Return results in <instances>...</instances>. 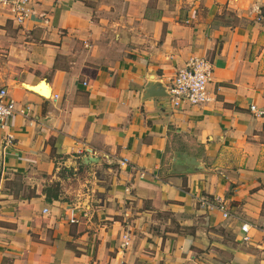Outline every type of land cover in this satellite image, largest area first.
Wrapping results in <instances>:
<instances>
[{"label":"crops","instance_id":"crops-1","mask_svg":"<svg viewBox=\"0 0 264 264\" xmlns=\"http://www.w3.org/2000/svg\"><path fill=\"white\" fill-rule=\"evenodd\" d=\"M31 5L23 24L0 12V88L26 109L0 129V264H264V0ZM194 56L212 101L147 96ZM78 163L99 190L48 201Z\"/></svg>","mask_w":264,"mask_h":264},{"label":"built area","instance_id":"built-area-1","mask_svg":"<svg viewBox=\"0 0 264 264\" xmlns=\"http://www.w3.org/2000/svg\"><path fill=\"white\" fill-rule=\"evenodd\" d=\"M3 8H8L14 15L19 24H23L35 10L31 5V0H0V12ZM214 64L206 56H194L187 63L179 68L177 72L169 78L166 83L168 98L174 108L182 107L185 104L199 105L208 103L214 99V95L209 89L212 80ZM58 97V94L55 95ZM251 109L259 116H264V110L259 109L255 104ZM25 108H17L16 100L10 96L6 87L0 88V129H6L10 126L13 116L17 112H25ZM9 136V135H8ZM123 163H125L123 161ZM143 175V172L141 173ZM203 204L209 209H219L223 212L224 217L230 216L225 199L222 196H216L213 199L203 201ZM78 206L67 207L65 210L70 222H77L78 219L74 213ZM45 211H49L45 208ZM249 223L242 224L244 232L243 239H249ZM122 247L130 245V232H125L122 236Z\"/></svg>","mask_w":264,"mask_h":264},{"label":"rangeland","instance_id":"rangeland-1","mask_svg":"<svg viewBox=\"0 0 264 264\" xmlns=\"http://www.w3.org/2000/svg\"><path fill=\"white\" fill-rule=\"evenodd\" d=\"M95 171V172H94ZM102 172V170L100 171ZM58 177L53 182L59 183V193H60V199H67L68 201L71 199L69 198V193L73 194V197L78 198L77 196H82L81 194L89 192L91 190L94 192L95 190H99V187L94 186V184L100 183L99 180L94 179V176L97 171L93 170V173H91V170H85L79 163L76 165L69 164V165H59V169L57 170ZM98 175V174H97ZM102 177L101 180L103 181V185L107 186L108 180L105 178L107 176V170L104 169V174H101ZM99 177V175H98ZM104 177V178H103ZM99 179V178H98ZM105 180V182H104ZM51 182L50 184H52ZM50 184H47L49 186ZM27 184L25 182L21 181H15L14 187H25ZM46 186V187H47ZM28 193V191L24 190V194ZM72 203V200L71 202ZM71 205V204H70ZM75 206V203L72 204Z\"/></svg>","mask_w":264,"mask_h":264},{"label":"water","instance_id":"water-1","mask_svg":"<svg viewBox=\"0 0 264 264\" xmlns=\"http://www.w3.org/2000/svg\"><path fill=\"white\" fill-rule=\"evenodd\" d=\"M37 87V86H34ZM147 96H168V92L166 90V85L161 82H150L147 86ZM84 160L86 161H93L91 157H85Z\"/></svg>","mask_w":264,"mask_h":264},{"label":"trees","instance_id":"trees-1","mask_svg":"<svg viewBox=\"0 0 264 264\" xmlns=\"http://www.w3.org/2000/svg\"><path fill=\"white\" fill-rule=\"evenodd\" d=\"M59 183L58 182H53L49 186L45 187L44 191L46 193V198L48 201H53L54 199H59L60 198V193H59Z\"/></svg>","mask_w":264,"mask_h":264}]
</instances>
